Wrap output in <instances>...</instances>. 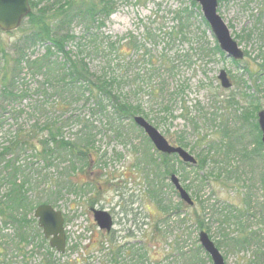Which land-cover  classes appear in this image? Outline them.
<instances>
[{
    "label": "trees",
    "instance_id": "1",
    "mask_svg": "<svg viewBox=\"0 0 264 264\" xmlns=\"http://www.w3.org/2000/svg\"><path fill=\"white\" fill-rule=\"evenodd\" d=\"M228 1L218 0V4L221 5ZM252 1L259 2V9L254 28L248 32L247 38L256 40L258 44L256 61L264 62V0H249L248 3ZM29 5L31 12L26 18L24 29L20 27L15 31L21 35L10 46L12 55L9 56L5 48H1L0 51V99L2 103L7 100L16 102L27 98L31 90H35L37 94L50 91L58 97L59 116L44 123L41 127L36 124L24 129L18 125L8 139L7 145L3 146V149L1 147L0 187L5 188V192L0 196V235H2L0 236V264H62L60 258L65 256V253L58 255L55 250H51L38 228L37 221L29 215L33 207L29 193L32 190V176H39V179L42 176L44 182L50 170H56L58 181L53 186L57 191L51 188L46 195L48 198L58 197L62 190L69 192L77 188L81 190L80 188L88 186V183H83V181H80L82 184L78 183L77 174L88 170L86 168L90 167L96 159L97 163L102 162L104 156L95 150L96 133L95 135L93 133L95 132L93 122L76 116L77 108L80 106L86 108L91 117L98 115L104 117L107 127L114 130L117 135L120 134L122 123L130 121L134 124L133 118L136 116L142 117L148 123L154 124L155 128H159L163 126L164 119L158 118L154 110L168 112L173 102L181 100L187 88L185 82L172 87L168 83L169 78L176 77L180 66L174 59H172L173 63L168 62L169 57L167 58L165 53L167 47L174 46L176 43H187V52L178 57H181L179 65L192 69L196 67V72L199 70L204 74L207 72L209 62L215 57L222 58L223 54L216 42L210 41L207 29H198L197 33L191 31L192 12L188 11V8L178 9L173 13L171 27H166L164 23L156 25L159 32L166 28L164 35L167 44L166 48L156 57L157 65L154 64V66L150 52L144 50L142 44L146 39L156 36L155 30L144 29L140 40L129 35L125 43L121 42L122 37L113 38L102 33L101 29L114 10V3L110 0H51L45 2L29 0ZM190 7L197 12L200 24L202 23L201 25L207 28L193 0H190ZM75 25L80 28L78 34L72 30ZM39 45L45 48L44 53L38 57L26 59L25 51ZM139 52L141 56L138 63L146 69L145 73L143 72L145 76H139L138 79L128 76L126 71L132 66V59ZM95 58L100 60L97 67L94 65ZM24 70H27L33 77L41 78L40 87L38 85L36 89L22 90L21 74ZM247 72L249 79L253 81V86L257 90L264 91L263 66H255ZM152 80L157 82L155 86L151 85ZM240 82L247 84L241 79ZM197 89L205 91L209 105L207 109L211 112L204 114L202 109L197 111L202 114L201 122L205 128H208L209 134L200 137L197 132L196 145L194 144L192 149L193 152L197 151L196 168L204 172L206 180L223 184L224 187L229 183L232 171H235L232 168L235 165L234 161H237V164L240 159L247 161L256 156L258 151L264 154L260 141L261 134L256 123L251 125L256 135L253 150H249L238 142L241 137H236L238 129L234 127L255 120V113L259 108L253 105V102L246 103L247 107L244 109L233 110L234 117L231 120L225 116V113L228 110L231 111L236 105L233 93L227 96L225 101L219 100L220 92L231 90L222 91L218 86L214 89H206L203 81L198 84ZM243 96L245 99L249 98L247 95ZM182 103V108L187 113L184 102ZM1 111L3 109L0 106ZM193 121L191 119V122ZM73 129H75L73 135L65 136L66 132ZM195 129H198L197 125ZM34 140L35 145L32 144ZM176 144L182 149L188 147L181 138ZM28 149H33L32 157L35 161L21 164V154ZM171 157L177 158L176 156ZM143 158L148 164H154L152 156L148 153H145ZM38 164H41L40 170L35 168ZM162 165H167L165 156ZM185 166L188 167V165ZM153 168L157 176L158 169L156 166ZM175 174L176 171L171 166L165 175ZM185 189L191 191L192 187L188 186ZM193 194L201 209H195L181 219V214L186 211V207L184 208L182 203L174 206L172 202H166L161 197V191L153 189L149 195L158 212L152 216L156 219L160 216L164 222H167V219L177 218L180 219L178 222L180 225L191 224L195 227V231L209 233V228L200 218V211H204V203H200L198 192L194 191ZM242 208L238 206L235 209L239 210L237 211L239 213ZM7 226L13 228V234H8L9 236L2 234ZM159 227V223L156 222L152 229L144 232L146 240L143 241L145 245H150V252L155 247L153 240L157 237L165 239V233L159 231ZM140 232L142 233L141 229ZM246 235L235 238V248L241 250L247 244L256 246L260 242L256 233ZM114 238V235L108 236L106 241L90 247L89 251L98 249L104 251L103 245L109 243L112 245V251L104 255L109 256L108 264H142L149 250L144 251L139 248V239L134 242L133 235L128 234L126 238H130L132 242L125 245L122 242L117 246ZM255 248L257 249L254 254L255 260L250 264H264V253H262L264 247ZM8 250L17 251L19 254H15V260L17 256H21V261L13 262L12 259H8L6 257ZM127 252L130 254L129 257H126ZM171 253L177 254L184 264H207L210 260L196 242L191 250L183 252L181 246L177 245ZM37 255V259L32 260ZM162 260L166 261V258ZM162 260H155L154 264H163ZM74 263L78 264V261L75 260ZM65 264L73 263L66 262Z\"/></svg>",
    "mask_w": 264,
    "mask_h": 264
},
{
    "label": "rangeland",
    "instance_id": "2",
    "mask_svg": "<svg viewBox=\"0 0 264 264\" xmlns=\"http://www.w3.org/2000/svg\"><path fill=\"white\" fill-rule=\"evenodd\" d=\"M110 1L114 3V10L101 29L102 33L113 38L122 37L121 42L125 43L129 35L140 40L144 29L151 28L155 30L156 36L146 39L142 44L144 50L150 52L153 65H157L156 57L166 48L167 44L164 35L166 28L159 32L156 25L164 23L166 27H171L173 13L178 9L188 8V11L192 12L190 27L193 33H197L198 29H207L210 41H215L209 33L208 26L206 28L202 26V23V25L200 24L197 12L190 7V0ZM248 1L229 0L218 5L217 9V13L228 27L231 37L244 54L242 61L233 62L223 54L222 58L215 57L209 62L206 68L207 72L204 74L199 70L196 72V67L192 69L179 65L181 57H178L180 55L183 56L187 52V43H176L174 46L167 47L165 52L167 58H170H168V62L173 63L175 60L176 64L180 66L176 77L169 78L168 83L172 87L185 82L187 88L184 90L181 100L178 99L173 102L168 112L154 110L156 112L154 114L158 118L164 119L163 126L156 129L171 145L177 146L176 142L180 138L183 139L188 145L184 150L195 158L196 165L197 151L193 152L192 149L196 143L197 132L200 137L209 134L208 128H205L201 122L202 114L197 113V111L202 109L204 114L211 112L210 109H207L209 105L207 104L205 91L197 89L198 84L203 81L206 84V89H214L218 86L223 91L218 81L220 71L226 73L232 87L229 89L231 91L224 90L229 92H220L219 95L221 97L219 100L225 101L226 97L233 93L234 101L236 102L234 108L225 113L226 117L233 120V110L244 109L247 107L246 103L253 102V105L259 108L255 113V120H251L250 123H241L242 126L238 125L239 128L234 126L238 129L236 137H241L238 142H241L249 150L254 149L256 135L251 125L256 123L257 113L264 111V91L257 90L253 86V81L249 79L247 71L259 65L264 68V62L256 61L258 55L256 40L247 38L248 32L254 28L259 2L252 1L248 3ZM197 7L199 8L198 13L201 15L200 7L198 5ZM25 25L26 19L22 21L21 28L24 29ZM79 29L77 25L72 28L76 34L80 33ZM20 35L21 33L15 31L9 33L0 31V51L1 48H5L6 53L11 56L10 46L16 42ZM44 51L45 48L41 45L30 48L25 51V58L38 57ZM140 54L141 52L134 56L131 62L132 66L126 71L128 76L138 79L140 78L139 76H145V74L143 76V72L145 73L146 69L145 66L138 63ZM96 59H94V65L97 67L100 60ZM234 63L237 64L235 65ZM240 79L247 82V84H242ZM21 80L23 81L22 90L36 89L41 84V78L33 77L27 70H24L21 74ZM156 83L155 80H152L151 85L155 86ZM243 95H247L249 98L245 99ZM182 101L187 113L182 108ZM58 104V97L50 91L44 94H37L35 90H31L27 98L16 102L7 100L2 103L0 99V106L3 109L0 112V151L3 146L7 145L8 139L13 135L18 125L24 129L36 124L41 127L44 123L56 119L59 116ZM75 114L80 118L89 119V121L93 122L95 130L93 133L94 135L96 133L95 150L104 156L102 162L97 163L98 160L95 158L96 161L86 168L88 170L77 174L76 180L78 183L82 184L80 181L88 183V186L80 188L81 190L78 188L73 192L62 190L58 197L48 198L46 195L51 188L53 191H57L53 186L58 181L56 170H50L49 176L44 182L42 176H40V179L39 176H32V190L29 193L30 202L33 205L29 214L31 218L36 206L42 203L50 205L62 214L66 235L65 256L60 258L62 264L66 262L75 264V260L78 261V264H108L109 256L106 257L104 255L112 251L111 244L105 242L108 244L103 245L104 251L101 249L99 251L98 249L90 252L89 248L101 241H106L110 235H114V241L116 240V244L119 246L122 242H124V245L131 243L130 238L126 237L128 234H132L134 242L139 239V248L144 251L149 250L150 245H145V241H143L146 240L144 232L152 229L156 222L160 225L159 231L165 233V239L157 237L153 240L155 247L152 252L149 250L142 264H154L155 260H162L164 257L166 261L162 260L163 264H184V261H181L178 255L171 253V251L177 245L181 246L183 252L191 250L195 242L198 246L199 231H195V227L191 226V224L183 223L180 225L178 223L180 219L177 218L167 219V222H164L162 217L158 216V219H156L152 216L155 212H158L149 195L153 189L161 191V197L166 202H172L174 206L182 203L184 208L186 207V211L181 214V219L195 209H201L198 200L195 199L193 194L194 191L198 192L200 203H204V211H200V218L209 228V233H206L219 249L225 264H250L254 262V254L255 250H257L255 247H264L263 152L258 151L259 153L256 156L247 161L240 159L239 164L234 161L235 165L232 168L235 171H232L233 174L230 176L229 183L223 187V184H216L208 179L206 180L204 172L198 170L196 165L192 167L188 165L186 167L177 158L165 156L167 165H162L164 155L158 153L144 133L130 121L122 123L120 134L117 135L114 130L107 127L104 117L99 115L91 117L88 110L81 106L77 108ZM191 119L194 121L191 122ZM150 124L154 127V124ZM195 125H197L198 129H195ZM74 132L75 129L70 130L66 132L65 136L70 137ZM32 144H36L35 140ZM32 153L33 149H28L24 154L22 153L21 164L35 161ZM145 153L152 156L154 164H148L144 161L143 156H145ZM251 159L253 161H250ZM153 166L158 169L157 176L154 174ZM171 166L176 171L175 175L181 186L184 189L188 186L192 187V190L187 191V193L193 202V206H188L179 199L169 181V176L165 175L167 169L170 170ZM35 168L40 170L41 164L36 165ZM26 171L28 172V170ZM36 182L38 183L37 185ZM4 192L5 188L0 187V196ZM238 206L243 207L239 213L237 212L239 210L235 209ZM91 209L105 211L111 215L114 225L110 235L106 236L97 229ZM12 230V227L7 226L2 234H13ZM249 233H256L260 238L258 239L260 242L256 246L247 244L241 250L235 248V238L247 236L246 234ZM71 248L73 249L71 250ZM15 254L19 253L8 250L6 257L12 259L13 262L21 261V256H17L15 260ZM129 255L127 252L126 257H129ZM37 257L38 255L34 256L32 260L37 259ZM207 264L212 263L209 260Z\"/></svg>",
    "mask_w": 264,
    "mask_h": 264
},
{
    "label": "water",
    "instance_id": "3",
    "mask_svg": "<svg viewBox=\"0 0 264 264\" xmlns=\"http://www.w3.org/2000/svg\"><path fill=\"white\" fill-rule=\"evenodd\" d=\"M193 2L199 5L203 20L207 24L209 33L216 41L219 50L234 62L242 61L244 54L236 41L231 37L228 27L217 13L218 0H193ZM30 12L29 0H0V31L4 33L16 31ZM218 81L223 90L231 89L232 85L224 71H220ZM133 123L143 131L158 153L165 156L176 155L183 164L196 165V160L192 155L181 147L169 144L157 129L142 117H134ZM256 123L261 134L260 141L264 148V111L257 113ZM170 182L178 192L181 201L188 206H193L189 194L182 188L175 175L170 177ZM91 212L98 230L110 233L113 226L110 214L95 209H91ZM33 216L44 239L48 240L50 248L55 250L59 255H63L66 247V236L64 219L61 212L56 211L50 205L42 204L36 207ZM198 243L204 253L208 255L212 264H225L224 258L206 232L201 231L198 233Z\"/></svg>",
    "mask_w": 264,
    "mask_h": 264
},
{
    "label": "flooded vegetation",
    "instance_id": "4",
    "mask_svg": "<svg viewBox=\"0 0 264 264\" xmlns=\"http://www.w3.org/2000/svg\"><path fill=\"white\" fill-rule=\"evenodd\" d=\"M169 181H170V179H169ZM175 191V190H174ZM177 196H178V194H177ZM111 216V215H110ZM112 218V217H111ZM112 222H113V219H112ZM106 236H108V235H110V233H104Z\"/></svg>",
    "mask_w": 264,
    "mask_h": 264
}]
</instances>
